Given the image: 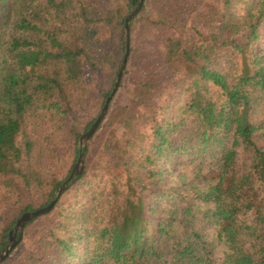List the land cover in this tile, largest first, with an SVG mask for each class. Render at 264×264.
<instances>
[{
	"label": "trees",
	"instance_id": "obj_1",
	"mask_svg": "<svg viewBox=\"0 0 264 264\" xmlns=\"http://www.w3.org/2000/svg\"><path fill=\"white\" fill-rule=\"evenodd\" d=\"M132 1L0 0V250L83 155L0 264H264V0H142L84 148Z\"/></svg>",
	"mask_w": 264,
	"mask_h": 264
},
{
	"label": "water",
	"instance_id": "obj_2",
	"mask_svg": "<svg viewBox=\"0 0 264 264\" xmlns=\"http://www.w3.org/2000/svg\"><path fill=\"white\" fill-rule=\"evenodd\" d=\"M136 0L132 1V7L134 6V2ZM142 3V0H138V2L136 3V5L132 8V10L129 12V14L127 15V17L125 18V23H124V57L120 63V66L118 68L117 74H116V78L114 81V84L111 88L110 94L109 96H107V98L104 100L103 106L101 107V110L99 112V114L97 115L96 120L93 122V124L90 126V128L80 137L79 139V143L83 145V147L85 148L86 146V142L88 140V138L94 133V131L96 130V127L98 125V123L102 120L107 108L108 107V103L109 101L112 99V96L114 95L117 86L119 84L120 78H121V74L122 71L124 69L125 63H126V57L128 55V48H129V22L131 20V18L136 14V12L139 10L140 5ZM82 161H83V155L81 154L76 162V164H74L71 173L69 174V176L67 177V179L64 181V183L57 188L55 195L53 197L52 200L49 201V203L41 208L36 209L35 211H30V212H24L17 220L16 222H14V227L12 228V230L9 232V236H8V242L6 244V246L0 250V262L3 261L11 252V250L16 246V244L21 240L22 237V231H23V226L26 224V222L37 218L38 216L45 214L46 212H48L54 205V203L56 202V200L59 198V196L62 194V192L68 187V185L70 183H72L75 178L80 174L81 169H82Z\"/></svg>",
	"mask_w": 264,
	"mask_h": 264
},
{
	"label": "rangeland",
	"instance_id": "obj_3",
	"mask_svg": "<svg viewBox=\"0 0 264 264\" xmlns=\"http://www.w3.org/2000/svg\"><path fill=\"white\" fill-rule=\"evenodd\" d=\"M146 10V9H145ZM264 44H261L260 46H257L258 49H263ZM129 97V90L126 92L124 90H120L118 94L116 95L115 99L113 100V103H118L124 101L126 98ZM259 107L256 109V112L254 114V118L259 120L264 115V101L258 104ZM179 160L174 164L172 168H170L171 173L169 176V179L166 181V187L168 186H176L179 184H182V179L178 178L177 175L185 174V179L183 181L185 183L187 182H198L200 180H197L196 177V171L198 169V159H194L192 157H185L182 160L180 158H177ZM240 160V158H239ZM237 160V162H239ZM202 164H200V172L203 174L204 172L208 171V169L212 168V163L209 158H205L203 161H201ZM241 165V162H239ZM169 167V165H168ZM200 183V182H199ZM210 205L202 204L199 202V207L197 208V212H203L205 209H207ZM36 223V221H35ZM210 227H205V232L209 233L211 232ZM27 237L24 238V231H22V237L19 242H21V248L26 249L29 248L33 242V240L37 237L38 234V227L37 225H32L27 228ZM18 242V243H19Z\"/></svg>",
	"mask_w": 264,
	"mask_h": 264
}]
</instances>
